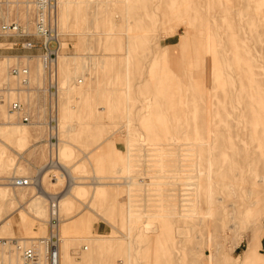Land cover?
<instances>
[{"label":"rangeland","instance_id":"rangeland-1","mask_svg":"<svg viewBox=\"0 0 264 264\" xmlns=\"http://www.w3.org/2000/svg\"><path fill=\"white\" fill-rule=\"evenodd\" d=\"M33 1L0 0V25H27ZM57 19L58 154L42 51L0 37V125H24L0 133V262L21 264L7 240L44 235L53 214L60 264H251L252 241L264 262V0H58Z\"/></svg>","mask_w":264,"mask_h":264},{"label":"built area","instance_id":"built-area-1","mask_svg":"<svg viewBox=\"0 0 264 264\" xmlns=\"http://www.w3.org/2000/svg\"><path fill=\"white\" fill-rule=\"evenodd\" d=\"M30 25L15 22L0 25V37L11 38L10 46H18L22 50H31L39 46L43 69V80L46 85L47 99L44 104L48 141L51 133L57 128V91L58 75L56 56L61 51V34L57 20V0H34ZM9 74L16 78L22 87L29 85L30 76L26 66L17 64L9 67ZM3 90V89H1ZM3 103L0 94V105ZM7 111L14 113L23 122L31 120V107L25 102L15 99L7 103ZM14 187H25L31 184L27 177H17L12 181ZM9 244L17 252L22 264H60V236L56 227L49 229L46 235L37 237L26 244L16 239H9ZM0 264H7L0 262Z\"/></svg>","mask_w":264,"mask_h":264},{"label":"bare ground","instance_id":"bare-ground-1","mask_svg":"<svg viewBox=\"0 0 264 264\" xmlns=\"http://www.w3.org/2000/svg\"><path fill=\"white\" fill-rule=\"evenodd\" d=\"M205 1V0H204ZM33 3H34V1H33ZM33 3H32V5H33ZM28 4V3H27ZM57 8H58V0H57ZM24 15H25V12L23 13ZM58 20V19H57ZM31 23L30 22H28V24L27 25H30ZM261 25L263 26L262 27V35H263V37H264V21L261 23ZM61 34V33H60ZM62 35V34H61ZM232 36V35H231ZM229 42V41H228ZM263 51V50H262ZM40 55V54H39ZM58 57H59V54L56 56V58H55V60H56V63H57V60H58ZM246 69V68H245ZM248 70V69H247ZM243 71V70H242ZM249 72V71H248ZM252 73V72H251ZM249 74V73H248ZM254 83L256 84L257 83V81H254ZM257 86V85H256ZM258 91V90H257ZM260 92V91H259ZM258 96V95H257ZM261 97L263 96V94L262 95H260ZM256 100V99H255ZM264 100V99H263ZM57 101H58V99H57ZM250 103V102H249ZM250 107V106H249ZM263 110V109H262ZM263 113H264V111H263ZM254 114H255V111L254 110H252V109H250V116H254ZM246 114L244 113L242 116H245ZM256 116H257V114H256ZM256 122V121H255ZM255 124V123H254ZM13 125H15V124H13V123H10V122H7V123H5V124H3V125H0V133L1 132H4L5 134H10V133H12V134H14V136H17V134H19V135H21V133H18V132H22L23 130H24V125L23 124H21L20 126H19V128L18 129H20V127H21V129L22 130H18V129H15V128H12V127H10V126H13ZM5 126H9L10 128H6ZM206 128V127H205ZM208 128V127H207ZM15 130V131H14ZM207 130V129H206ZM23 135V134H22ZM24 136V135H23ZM51 138H50V140H49V146H50V149L52 148V147H54L55 148V151H56V153L58 154V146H59V142H60V139H59V117H58V104H57V128H55L54 129V131L51 133V136H50ZM258 139V138H257ZM235 140V139H234ZM258 145V144H257ZM261 148V147H260ZM256 149H258V148H256ZM232 152V154L234 153V151H231ZM259 152V151H258ZM260 152H262V151H260ZM259 152V153H260ZM237 153V152H236ZM248 154V153H247ZM234 155V154H233ZM233 155H232V157H233ZM262 155V158H264L263 157V155H264V151H263V153L261 154ZM261 157V156H260ZM207 158V157H206ZM234 158V159H233ZM232 159H230V160H233V162H235L234 160H235V157H233ZM196 159V158H195ZM209 159V158H208ZM229 160V161H230ZM207 162L209 163V160H207ZM206 162V163H207ZM228 162V161H227ZM231 162V161H230ZM229 162V163H230ZM232 162V163H233ZM51 164L53 165L54 164V162L53 161H51ZM206 165H208V167H209V164H206ZM231 165V164H230ZM230 165H229V168H230ZM53 166H55V165H53ZM57 167H59V168H61L62 170H64L65 169V167L64 166H57ZM207 168V167H206ZM217 168V167H216ZM210 169V168H209ZM209 169H208V171H209ZM214 170H215V168H213ZM232 169H235V168H232ZM213 170V171H214ZM218 173H219V175L217 176V177H219V176H224L225 175V173H226V171L225 170H222V169H218ZM207 175H208V172H207ZM209 176V175H208ZM194 177V176H193ZM216 177V178H217ZM231 177V176H230ZM15 178H17V177H15V176H13V177H11L10 178V182H9V184L10 185H12L13 186V183H12V181H13V179H15ZM20 178V177H19ZM68 178H69V181H70V183L73 181V177L71 176V173L69 172V170H68ZM218 179V178H217ZM220 179V178H219ZM252 180H253V178H252ZM261 180V178L258 180V181H260ZM231 181V180H230ZM257 180H255V182H256ZM189 182V181H188ZM187 182V183H188ZM191 182V181H190ZM193 182V181H192ZM190 183V184H192V185H194L195 183ZM252 182V181H251ZM251 182H250V184H251ZM254 182V181H253ZM73 183V182H72ZM127 183H129V182H127ZM249 184V185H250ZM253 184H255V183H252L251 185H253ZM30 185V184H29ZM28 185V186H29ZM209 185V184H208ZM250 185V186H251ZM206 186H207V184H206ZM14 187V186H13ZM26 187V186H25ZM195 187H196V185H195ZM208 187H210V186H207V188ZM254 188H255V186H253ZM206 188V189H207ZM250 188V187H249ZM253 188V189H254ZM256 188H257V184H256ZM253 189L251 190V191H253ZM209 191V190H208ZM233 191H234V188H233V184H232V182H228L227 184H226V194L227 195H230L231 193H233ZM68 192V191H67ZM247 193L249 192V190H247L246 191ZM210 193V192H209ZM216 193V192H215ZM215 193H213V194H215ZM246 193V194H247ZM250 193V192H249ZM253 193V192H252ZM255 194V193H254ZM216 195H217V193H216ZM253 195V194H252ZM246 196H248V194L246 195ZM42 197L43 198H46V196L45 195H42ZM54 199H56V198H54ZM205 200V199H204ZM214 201H219V197H213L212 195H208V197L206 198V204H207V206H211V204H212V202H214ZM192 204V203H191ZM205 204V205H206ZM252 204V203H251ZM194 205V204H193ZM187 206V205H186ZM191 206V205H190ZM214 208V207H213ZM173 210V209H172ZM183 210V209H182ZM192 210H193V207H192ZM209 210H210V207H209ZM208 210V211H209ZM188 212H189V210H188ZM190 213H193V211H191ZM190 213H189V215H190ZM195 213H196V211H195ZM230 214V213H229ZM128 215V214H127ZM203 215V214H202ZM232 215V214H231ZM176 216H177V214H176ZM194 216H198V215H195L194 214ZM193 215H192V217H194ZM200 216V215H199ZM179 217V216H178ZM186 217H187V214H186ZM185 217V218H186ZM196 218V217H195ZM178 220V219H177ZM207 220H208V217H207ZM199 221V220H198ZM207 222V221H206ZM145 223V222H144ZM48 224H49V228H48V230L46 231V233L44 234V235H46L47 234V232L49 231V229H51V227L53 226V228H55L56 227V230H57V233L59 234V230H58V219L56 218V216L53 214V215H51V218H50V220L48 221ZM147 224V223H146ZM188 225V224H187ZM263 225V224H262ZM189 227V226H188ZM262 228H263V226H262ZM259 230V229H258ZM262 230V229H261ZM260 231V230H259ZM264 231V229L262 230V232ZM261 232V231H260ZM261 232V233H262ZM260 233V234H261ZM44 235H42V236H44ZM258 236V237H257ZM40 237V236H39ZM258 238V240H261V238L263 237V235L261 234V235H259V234H257L256 233V235L255 236H253L252 238V240H255V238ZM36 239V238H35ZM176 239V238H175ZM34 239H32L31 241H33ZM9 241L10 240H7V242L9 243ZM19 241H21V240H19ZM30 241V242H31ZM60 241H61V238H60ZM6 241H4L3 243L5 244V243H7ZM23 243H26V244H28V243H30V242H26V241H22ZM252 243H253V247H251V251H250V253H248V255H250V258L252 259V261H250V263L251 264H253V263H255L256 262V260L257 259H259V257H257V255L254 253V248H256V246L258 245V244H256L254 241H252ZM258 243H260V241H258ZM256 244V245H255ZM261 244V243H260ZM258 247V246H257ZM59 263H60V257H59ZM7 264H9V263H7ZM21 264H22V262H21ZM126 264H131L130 263V261H128V262H126Z\"/></svg>","mask_w":264,"mask_h":264},{"label":"crops","instance_id":"crops-1","mask_svg":"<svg viewBox=\"0 0 264 264\" xmlns=\"http://www.w3.org/2000/svg\"><path fill=\"white\" fill-rule=\"evenodd\" d=\"M36 53H38V50H36ZM38 184H39V183H38ZM36 185H37V184H36ZM42 195H45L46 198H49V195H47V194H45V193H43V192H41V196H42ZM50 198L53 199V198H55V197H54V196H52V197L50 196ZM259 259H261V258H259ZM256 264H257V263H256ZM258 264H264V262L262 261L261 263L259 262Z\"/></svg>","mask_w":264,"mask_h":264}]
</instances>
